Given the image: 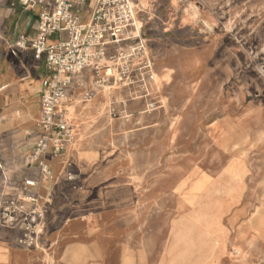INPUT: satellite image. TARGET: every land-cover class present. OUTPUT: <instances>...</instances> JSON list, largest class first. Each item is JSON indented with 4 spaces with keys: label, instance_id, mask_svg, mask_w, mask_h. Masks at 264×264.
I'll use <instances>...</instances> for the list:
<instances>
[{
    "label": "rangeland",
    "instance_id": "obj_1",
    "mask_svg": "<svg viewBox=\"0 0 264 264\" xmlns=\"http://www.w3.org/2000/svg\"><path fill=\"white\" fill-rule=\"evenodd\" d=\"M139 4L150 19L149 97L106 89L74 117L75 148L89 130L98 156L101 206L119 208L142 254L168 253L177 239L181 264H264V0ZM71 167L49 181L83 191Z\"/></svg>",
    "mask_w": 264,
    "mask_h": 264
},
{
    "label": "crops",
    "instance_id": "obj_2",
    "mask_svg": "<svg viewBox=\"0 0 264 264\" xmlns=\"http://www.w3.org/2000/svg\"><path fill=\"white\" fill-rule=\"evenodd\" d=\"M132 1L136 6L138 28L145 38L144 25L150 19L142 17L146 16L148 7H141L139 0ZM38 15L37 10L28 7V0H0V202L12 198L24 178L36 179L39 174L27 160L40 137L37 129L41 117L40 95L47 73L43 59L35 60L30 50L15 46L20 36H34ZM83 77L84 81L75 79L70 90L75 100L89 87V72L85 71ZM81 81L85 82L83 86H80ZM101 93L98 92L92 102L101 97ZM85 106L73 104L69 110L76 129L74 117L79 110L84 111ZM81 133L85 138L77 140L76 148L75 141L73 147L58 158L49 152L46 163L56 178L64 162H69L71 167L74 159L72 167L85 189L72 191L68 183L58 179L55 184L43 181L38 189L31 190L29 193L38 197L36 210L42 217L36 226L35 244L31 248L20 246L17 242L22 234L19 226H8L0 221V264H181L179 240H173L168 253L165 249L159 250L156 258L149 253L142 254L133 231L127 232L128 224L118 222L122 219L119 208L101 206V198L91 185L98 178L91 175L98 156L86 137L89 130L82 128L79 135ZM26 208L29 210L31 206L27 204Z\"/></svg>",
    "mask_w": 264,
    "mask_h": 264
},
{
    "label": "built area",
    "instance_id": "obj_3",
    "mask_svg": "<svg viewBox=\"0 0 264 264\" xmlns=\"http://www.w3.org/2000/svg\"><path fill=\"white\" fill-rule=\"evenodd\" d=\"M28 7L39 13L36 32L31 38L20 36L15 46L30 50L35 60L43 59L47 75L40 95V137L27 162L38 169L40 181H49L53 177L46 156L51 152L58 158L76 141L69 112L75 102L90 103L106 89L125 90L127 101L146 100L154 77L132 0H28ZM54 34L58 39L50 42ZM85 71L89 87L75 100L70 90L75 79H84ZM65 167L70 163L64 162ZM67 179L73 180L70 173ZM37 184L25 179L18 194L0 205V219L8 226L19 225L18 243L26 248L34 246L41 218L37 198L28 194Z\"/></svg>",
    "mask_w": 264,
    "mask_h": 264
},
{
    "label": "bare ground",
    "instance_id": "obj_4",
    "mask_svg": "<svg viewBox=\"0 0 264 264\" xmlns=\"http://www.w3.org/2000/svg\"><path fill=\"white\" fill-rule=\"evenodd\" d=\"M157 79H158V77L155 80H157Z\"/></svg>",
    "mask_w": 264,
    "mask_h": 264
}]
</instances>
